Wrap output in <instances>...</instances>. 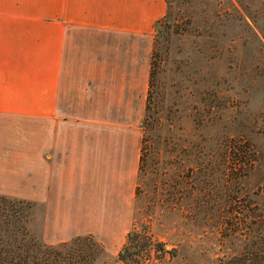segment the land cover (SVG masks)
<instances>
[{"label":"crops","instance_id":"obj_1","mask_svg":"<svg viewBox=\"0 0 264 264\" xmlns=\"http://www.w3.org/2000/svg\"><path fill=\"white\" fill-rule=\"evenodd\" d=\"M166 11L165 0H0V196L43 207L45 243L92 236L122 250L139 145L99 117L136 100L138 60L122 44L137 53Z\"/></svg>","mask_w":264,"mask_h":264},{"label":"rangeland","instance_id":"obj_2","mask_svg":"<svg viewBox=\"0 0 264 264\" xmlns=\"http://www.w3.org/2000/svg\"><path fill=\"white\" fill-rule=\"evenodd\" d=\"M186 1L182 12L181 4L174 8L172 30H191L189 16L197 18L198 28L187 39L176 36L171 61L176 70L184 60L176 54L192 53L191 75L167 73L162 79L164 109L171 106L170 118H162V142L151 140L141 162L154 33L138 39L137 53L125 56L122 44V58L138 60L136 100L123 101L129 107L121 116L99 118L108 129L128 128L129 142L139 145V164L135 169L131 158L128 171L137 176L132 229L140 242L151 243L139 264H230L235 258L244 264L249 252L264 257V0ZM203 83L210 100L197 92ZM226 137L259 151L250 169L231 172L232 164H224L218 147ZM32 213L31 230L40 236L43 207ZM90 259L92 264H136L106 251Z\"/></svg>","mask_w":264,"mask_h":264},{"label":"trees","instance_id":"obj_3","mask_svg":"<svg viewBox=\"0 0 264 264\" xmlns=\"http://www.w3.org/2000/svg\"><path fill=\"white\" fill-rule=\"evenodd\" d=\"M167 4L166 14L160 18L154 25V43L153 53L150 67L149 79V92L147 96L146 116L143 121V147L141 162L145 160L144 150L148 149V144L151 140L158 139L162 142L161 132L166 128L162 118L167 121L170 118L171 106L167 105L166 110V91L164 93L165 81L162 84V79H166L171 73L191 75V62L193 60L192 53L184 52L185 57L180 53L176 55L183 61L177 63L176 70H174L171 58L175 55L174 44L177 40L176 36L187 39L195 34L194 29L196 26V19L189 16L190 23L193 25L191 30L181 29L180 31L172 30V25L175 23L176 15L174 8L177 4L182 6L187 4L186 0H165ZM180 14V11H179ZM219 17H222L219 15ZM183 21L186 19L185 14L181 15ZM185 20V21H186ZM183 21L181 25H183ZM206 38L202 35L200 37ZM182 44L184 42H181ZM177 57V58H178ZM202 71H198L202 81L206 82V78L202 77ZM205 83L199 84V96H208L211 99L210 91L208 89L201 90ZM208 91V92H207ZM211 106L207 105V108ZM161 117V119H160ZM162 121V123H161ZM160 125V126H159ZM156 137V138H155ZM239 139V138H238ZM221 141H223L221 139ZM158 142V141H157ZM158 142V143H159ZM166 140H164V143ZM145 150V151H146ZM219 156L224 161V164H232L231 172L242 169L243 167L250 169L252 162H255L260 155L259 151L253 146L247 147L243 145L241 140H233V138H224L223 143L218 147ZM229 170V169H228ZM205 178V176H204ZM240 179L238 178L239 181ZM206 182L205 179L201 180V184ZM222 184V187H225ZM264 190L261 189V191ZM262 193V192H261ZM264 198V193H262ZM37 204L31 201H24L12 197L0 196V264H92L91 259L98 254L105 251L103 246L95 240L92 236L77 237L69 242L49 245L43 239V219H42V232L39 235L31 230V224L35 220V215L32 213ZM204 214L209 215L210 208L204 206ZM36 209V208H35ZM264 222V221H263ZM264 226V223H263ZM140 234L136 233V229H132L127 236V240L122 250L118 254V259L122 263L134 262L139 264L140 260L144 258V251L148 253V247L151 243L147 241H139ZM156 246H162L161 243H156ZM249 249H252L251 247ZM263 258V259H262ZM237 258H235L236 260ZM230 260V264H238V260ZM244 264H264V257L254 256L253 252H249V257Z\"/></svg>","mask_w":264,"mask_h":264}]
</instances>
